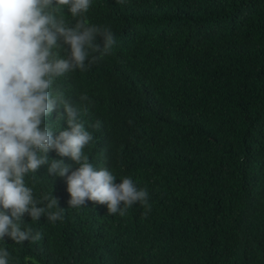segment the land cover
<instances>
[{
    "label": "trees",
    "instance_id": "1",
    "mask_svg": "<svg viewBox=\"0 0 264 264\" xmlns=\"http://www.w3.org/2000/svg\"><path fill=\"white\" fill-rule=\"evenodd\" d=\"M58 14L75 25L67 7ZM85 15L116 44L54 88L78 108L90 98L84 153L116 183L146 189L151 210L72 208L66 177L41 166L26 186L37 200L57 198L64 219L26 215L22 228L43 238L0 240L9 264H264V0H92ZM57 116L45 121L54 135L68 128ZM48 157L69 175L80 166Z\"/></svg>",
    "mask_w": 264,
    "mask_h": 264
},
{
    "label": "clouds",
    "instance_id": "2",
    "mask_svg": "<svg viewBox=\"0 0 264 264\" xmlns=\"http://www.w3.org/2000/svg\"><path fill=\"white\" fill-rule=\"evenodd\" d=\"M91 3L92 0H0V240L9 237L15 244L40 241L41 232L22 228L26 215L32 221H39L41 216H47L51 223L64 219L57 198L52 195L37 200L33 188L26 186L25 178L44 165H48L49 175L66 177L72 208L92 201L106 205L108 215L124 216L136 204L151 210L146 189H138L130 177L116 183L111 171L97 170L84 153L93 134L79 117L81 111H88L90 98L81 94L78 108L60 88H54L58 78L68 72L86 71L111 54L116 44L109 28L89 25L85 14ZM116 3L123 5L126 0ZM65 7L76 20L74 26L58 14ZM54 111L57 121L63 120L65 114L67 117L68 128L58 135H54L53 124L45 123ZM90 127L98 129L100 122ZM50 150L71 158L79 168L69 175L70 166L62 159L49 160ZM54 208L57 210L52 211ZM9 256L6 248H0V264H9Z\"/></svg>",
    "mask_w": 264,
    "mask_h": 264
}]
</instances>
